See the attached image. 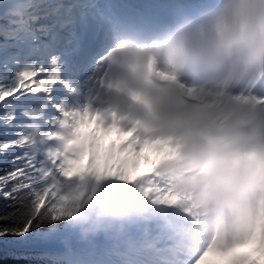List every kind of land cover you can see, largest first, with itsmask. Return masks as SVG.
<instances>
[{"label": "clouds", "instance_id": "obj_1", "mask_svg": "<svg viewBox=\"0 0 264 264\" xmlns=\"http://www.w3.org/2000/svg\"><path fill=\"white\" fill-rule=\"evenodd\" d=\"M116 23L90 98L141 136L170 142L155 160L168 161L156 186H172L180 202L154 203L137 184L110 178L97 187L93 178L94 195L69 222L84 242L111 244L119 264H196L209 246L230 243L264 196V0H174L163 16ZM56 105L48 130L47 99L25 109L24 132L40 154L65 152L84 108ZM226 153L239 156L238 168L220 166Z\"/></svg>", "mask_w": 264, "mask_h": 264}, {"label": "snow or ice", "instance_id": "obj_2", "mask_svg": "<svg viewBox=\"0 0 264 264\" xmlns=\"http://www.w3.org/2000/svg\"><path fill=\"white\" fill-rule=\"evenodd\" d=\"M105 9L98 0H0V108L4 109L0 124L16 129L14 139L0 143V162L11 158V170L0 174V201L7 202L0 207V264L6 257L28 264H119L115 248L107 242L103 246L86 242V247H76L84 241L77 226L69 221L85 198L94 195L96 188L91 195L89 191L93 178L97 187L110 178L137 184L154 203L174 206L180 202L172 186H156L159 169L167 160L140 168L146 149L171 152L170 142L159 136H141L136 126H125L116 112L105 115L85 105L78 113L65 152L45 153L43 158L25 134L26 124L17 119L27 114L25 109L18 110L15 102L29 92H43L53 103L58 84L70 94L80 92L77 85L64 78L65 68L84 56L88 47L110 43L118 25L116 15ZM105 58L100 57L99 62ZM160 75L174 79L166 73ZM26 81L35 87L22 88ZM258 102L264 103V98ZM92 124L96 132L90 140L84 139L82 128ZM101 130H115L127 139L105 144V137L96 134ZM86 153L87 165L77 168ZM143 158L150 160L149 156ZM240 163L234 153L219 157L220 166L226 170L238 168ZM185 211L190 213L191 209ZM254 241H259L258 251L264 250V196L256 210L241 216L236 237L230 243L209 246L196 264H242L247 257L235 254Z\"/></svg>", "mask_w": 264, "mask_h": 264}, {"label": "bare ground", "instance_id": "obj_3", "mask_svg": "<svg viewBox=\"0 0 264 264\" xmlns=\"http://www.w3.org/2000/svg\"><path fill=\"white\" fill-rule=\"evenodd\" d=\"M92 72H90L86 77H85V80L81 83L78 84V86L80 88L83 89V91L85 92V97H88L90 95V89H91V85L94 83H91L89 82V78L92 77ZM64 78L65 79H68L67 75H64ZM95 80V78L93 79V81ZM35 86V85H34ZM45 97H47L45 94H44ZM85 105H88V103L84 104ZM52 113L54 112H57V114H61L58 110L56 111L54 108L51 110ZM82 137H84V139H87V140H90L91 139V136L94 132H96V130L93 128V124L92 125H85L83 128H82ZM97 135H100L98 133H96ZM100 136H104L105 137V144L109 143V137L112 136L111 133H103L102 135ZM151 152V153H150ZM161 153V152H160ZM160 153H157L154 149H146L145 150V153L142 155V158L141 160H145L143 157L144 156H149L150 157V160H148V163H152V162H155V160L157 159L158 155H160ZM151 154V155H149ZM150 166V165H149ZM140 168H141V161H140ZM141 169H144V168H141ZM101 241H104L102 238L99 239ZM98 246H103L104 244H99L97 241L95 242ZM264 260V259H263Z\"/></svg>", "mask_w": 264, "mask_h": 264}, {"label": "rangeland", "instance_id": "obj_4", "mask_svg": "<svg viewBox=\"0 0 264 264\" xmlns=\"http://www.w3.org/2000/svg\"><path fill=\"white\" fill-rule=\"evenodd\" d=\"M26 82H27L28 84L23 85V87L21 86L22 88H30V87H33L34 84H31V82H29V81H26ZM52 95H53V97H54V103H53V102H49V106H50V107H54V108H56V107L54 106V104L56 105V104L60 103L61 100L55 98V91H53V94H52ZM38 98H40L39 95H36V94L33 95V94H31V92H29V94H28L26 97H24V98H22V99H20V100H17V101L15 102V103H16V107H17L18 110H20V109H24V106H29L30 103H35V102H37ZM45 99L48 100V98H43V100H45ZM56 110H57V108H56ZM3 112H4V109H3V108H0V114H3ZM21 116H22V115H18V118H17L18 121H19V119H20ZM56 117H58V115H57V113H54V114L50 115V116L47 118V121H46V122L43 123V126H44V128H45L46 130H48V129H55L56 125L53 124L52 121H53ZM0 126H4V125H3V124H0ZM13 129L16 130L15 128H13ZM83 138H84V137H83ZM87 162H88V155H87V153H86L85 156L83 157V159L77 163V168H81V167L86 166ZM141 162H142V163H143V162H146V163H147L148 160H144V161H141Z\"/></svg>", "mask_w": 264, "mask_h": 264}, {"label": "trees", "instance_id": "obj_5", "mask_svg": "<svg viewBox=\"0 0 264 264\" xmlns=\"http://www.w3.org/2000/svg\"><path fill=\"white\" fill-rule=\"evenodd\" d=\"M3 72V68L0 67V73ZM19 121L23 122L24 124H26V121L23 119H20ZM16 130H14L13 128H8V126H0V143H2L4 140L7 139H14L15 136L12 134L13 132H15ZM8 133L7 135H5V133ZM45 153H41V158H43ZM11 170V158H9L8 162H0V174H3L7 171ZM7 202L5 201H0V207H3L4 204H6ZM3 264H28V262H24V261H14L10 258H5L3 260ZM31 264H51L50 261H32Z\"/></svg>", "mask_w": 264, "mask_h": 264}]
</instances>
